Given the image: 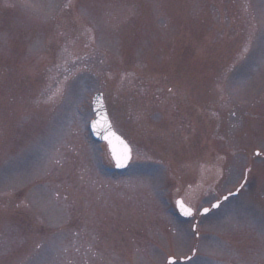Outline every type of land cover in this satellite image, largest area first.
I'll list each match as a JSON object with an SVG mask.
<instances>
[{
	"label": "rangeland",
	"instance_id": "rangeland-1",
	"mask_svg": "<svg viewBox=\"0 0 264 264\" xmlns=\"http://www.w3.org/2000/svg\"><path fill=\"white\" fill-rule=\"evenodd\" d=\"M0 264H264V0H0Z\"/></svg>",
	"mask_w": 264,
	"mask_h": 264
},
{
	"label": "water",
	"instance_id": "water-1",
	"mask_svg": "<svg viewBox=\"0 0 264 264\" xmlns=\"http://www.w3.org/2000/svg\"><path fill=\"white\" fill-rule=\"evenodd\" d=\"M92 110L94 113V118L89 123V127L91 130L92 136L98 141H105L106 142L107 149L109 151V154H110V157H111L112 162L114 164V167L118 170L124 169L130 161L131 149H130V146L128 145V143L119 134H117L114 131L112 124L110 123V120H109V117L107 114V110H106V106H105L101 92H95L93 94V96H92ZM94 122H95V127L93 126ZM117 137L119 138V140L123 141L124 144H126L128 146V149L130 150L129 159L127 160L126 163H124L123 166H120V167L117 166L116 158L113 155V147H116L117 149H120L122 147V145H120L119 142L117 141ZM110 140H111V143H109ZM177 201H182V200L181 199L176 200V208L178 210V213L185 218H189L192 215L193 210L190 207H188L186 204L183 203L185 207L191 209V215H187V216L184 215L181 208L177 205ZM214 204L218 205V202H215ZM202 212H205L204 209L202 210ZM169 261H173V259L169 258Z\"/></svg>",
	"mask_w": 264,
	"mask_h": 264
},
{
	"label": "snow or ice",
	"instance_id": "snow-or-ice-1",
	"mask_svg": "<svg viewBox=\"0 0 264 264\" xmlns=\"http://www.w3.org/2000/svg\"><path fill=\"white\" fill-rule=\"evenodd\" d=\"M93 126L95 127V122ZM117 141L119 142L120 145H122V147L120 149L113 147V155L116 158L117 166L120 167L123 166L124 163H126L127 160L129 159L130 150L128 149V146L124 144L123 141L119 140L118 137H117ZM109 143H111V140L109 141ZM177 205L181 208L184 215L186 216L191 215V209L185 207L182 201H177ZM213 207H217V205L214 204ZM204 211L207 212L208 209H204Z\"/></svg>",
	"mask_w": 264,
	"mask_h": 264
},
{
	"label": "flooded vegetation",
	"instance_id": "flooded-vegetation-1",
	"mask_svg": "<svg viewBox=\"0 0 264 264\" xmlns=\"http://www.w3.org/2000/svg\"><path fill=\"white\" fill-rule=\"evenodd\" d=\"M247 172H248V169L246 170V173H247ZM240 187H241V186H239V187L237 188V190H236V191H237V193H238V190L240 189ZM237 193H234V192H232V196H236V195H237ZM208 212H209V210H208ZM208 212H207V213H208Z\"/></svg>",
	"mask_w": 264,
	"mask_h": 264
}]
</instances>
